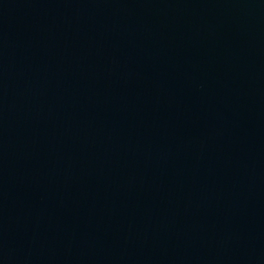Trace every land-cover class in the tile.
<instances>
[{
  "label": "water",
  "instance_id": "obj_1",
  "mask_svg": "<svg viewBox=\"0 0 264 264\" xmlns=\"http://www.w3.org/2000/svg\"><path fill=\"white\" fill-rule=\"evenodd\" d=\"M0 264H264V0H0Z\"/></svg>",
  "mask_w": 264,
  "mask_h": 264
}]
</instances>
